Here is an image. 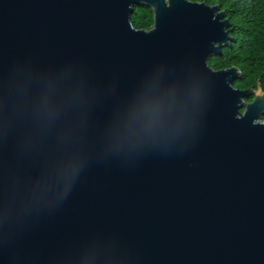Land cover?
I'll list each match as a JSON object with an SVG mask.
<instances>
[{"label": "water", "instance_id": "1", "mask_svg": "<svg viewBox=\"0 0 264 264\" xmlns=\"http://www.w3.org/2000/svg\"><path fill=\"white\" fill-rule=\"evenodd\" d=\"M229 26L189 0H0V264H264V93L207 64Z\"/></svg>", "mask_w": 264, "mask_h": 264}, {"label": "trees", "instance_id": "2", "mask_svg": "<svg viewBox=\"0 0 264 264\" xmlns=\"http://www.w3.org/2000/svg\"><path fill=\"white\" fill-rule=\"evenodd\" d=\"M189 1L219 4L230 20V45L222 46L220 56L209 55L207 64L214 70L236 67L241 75L233 82L235 88L256 90L259 86L264 93V0ZM152 20V10L144 5L136 6L131 15L133 26L141 30L148 29Z\"/></svg>", "mask_w": 264, "mask_h": 264}]
</instances>
